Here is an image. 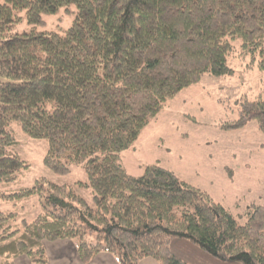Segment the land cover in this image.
Masks as SVG:
<instances>
[{"label": "trees", "instance_id": "trees-1", "mask_svg": "<svg viewBox=\"0 0 264 264\" xmlns=\"http://www.w3.org/2000/svg\"><path fill=\"white\" fill-rule=\"evenodd\" d=\"M70 5L76 14L62 33L17 29L19 12L42 25V16ZM235 39L264 71V0H0V202L38 197L43 208L31 222L0 209V264L19 256L45 264L44 242L56 240L75 241L82 263L106 252L119 264H192L190 253L264 264V206L252 205L241 223L173 171L149 164L133 176L121 163L169 100L205 74L234 73ZM250 121L264 136V83L221 129ZM13 122L47 141L49 170L67 175L81 165L87 180L41 178L5 192L29 168L10 151L18 142L7 130Z\"/></svg>", "mask_w": 264, "mask_h": 264}, {"label": "rangeland", "instance_id": "rangeland-1", "mask_svg": "<svg viewBox=\"0 0 264 264\" xmlns=\"http://www.w3.org/2000/svg\"><path fill=\"white\" fill-rule=\"evenodd\" d=\"M18 14L23 18L17 26L20 31L35 26L38 31L62 33L72 24L76 7L70 5L42 16V25L30 24L25 11ZM232 44L234 50L228 63L234 73L221 77L205 74L200 83L169 100L143 129L133 147L122 153L121 163L133 176L141 175L149 164L169 169L181 180L207 192L245 223L252 205L264 206V136L255 121L232 131H225L221 126L237 120L241 103L261 92L264 71L257 68L250 55H241L240 39L233 40ZM7 130L18 141L10 151L26 161L29 168L22 171L15 183L4 186L5 192L31 187L41 178L58 185L87 180L81 165L71 166L67 175L49 170L44 164L46 140L30 138L17 122L11 123ZM77 190L93 204L91 189ZM0 209L4 212L16 209L19 219L28 222L43 213L38 197L27 198L16 205L0 202ZM209 257L206 253H190L192 264H232Z\"/></svg>", "mask_w": 264, "mask_h": 264}, {"label": "crops", "instance_id": "crops-1", "mask_svg": "<svg viewBox=\"0 0 264 264\" xmlns=\"http://www.w3.org/2000/svg\"><path fill=\"white\" fill-rule=\"evenodd\" d=\"M46 252L45 264H119L111 254L101 252L87 263H82L77 252L76 242L73 240H56L44 242ZM14 264H34L26 256H19ZM139 264H160L152 258H145Z\"/></svg>", "mask_w": 264, "mask_h": 264}]
</instances>
